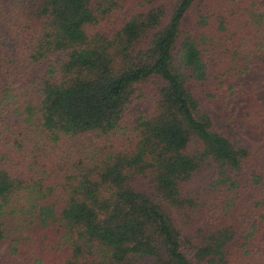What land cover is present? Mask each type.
Here are the masks:
<instances>
[{
	"label": "trees",
	"instance_id": "1",
	"mask_svg": "<svg viewBox=\"0 0 264 264\" xmlns=\"http://www.w3.org/2000/svg\"><path fill=\"white\" fill-rule=\"evenodd\" d=\"M203 1L0 0V264H264L260 150L203 109L189 26L220 5L229 71H264V2Z\"/></svg>",
	"mask_w": 264,
	"mask_h": 264
},
{
	"label": "rangeland",
	"instance_id": "2",
	"mask_svg": "<svg viewBox=\"0 0 264 264\" xmlns=\"http://www.w3.org/2000/svg\"><path fill=\"white\" fill-rule=\"evenodd\" d=\"M203 3L208 5L207 0ZM212 6L217 10L216 15L207 22L201 20L198 12L196 17L190 20L189 26H195L201 34L204 56L209 65L207 80L197 82L193 86L203 109L212 114L222 131L244 141L249 147L260 150L255 151L257 153L255 156L264 169V105L262 106L261 103L264 100V71L260 68L262 66L245 70L241 74L229 71L228 68L233 63L229 51L238 47V44L230 40L232 35L229 31L221 32L219 29L220 23L227 20V15L218 13L226 12L225 9H221L220 5ZM246 26L249 28L245 29L238 38L248 36L254 43L258 29L248 24ZM231 83H235L234 89L230 88ZM251 105H254L255 111L247 115L248 108L245 107ZM146 107L145 103H139L134 111L138 113ZM257 111H261L259 117L256 116ZM204 182L196 181L193 186L198 187ZM261 187L259 184H251L245 194L249 193L251 196H257L256 200H262L264 192ZM7 249L8 243H5L0 249V261L5 257Z\"/></svg>",
	"mask_w": 264,
	"mask_h": 264
}]
</instances>
